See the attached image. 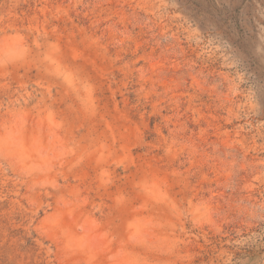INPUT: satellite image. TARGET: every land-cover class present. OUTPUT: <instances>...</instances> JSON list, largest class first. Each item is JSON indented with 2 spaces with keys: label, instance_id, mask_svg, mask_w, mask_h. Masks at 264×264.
<instances>
[{
  "label": "rangeland",
  "instance_id": "obj_1",
  "mask_svg": "<svg viewBox=\"0 0 264 264\" xmlns=\"http://www.w3.org/2000/svg\"><path fill=\"white\" fill-rule=\"evenodd\" d=\"M0 264H264V0H0Z\"/></svg>",
  "mask_w": 264,
  "mask_h": 264
}]
</instances>
